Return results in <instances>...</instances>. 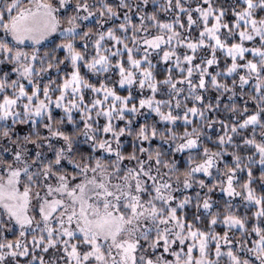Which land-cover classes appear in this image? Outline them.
Returning <instances> with one entry per match:
<instances>
[{
    "label": "snow or ice",
    "instance_id": "snow-or-ice-1",
    "mask_svg": "<svg viewBox=\"0 0 264 264\" xmlns=\"http://www.w3.org/2000/svg\"><path fill=\"white\" fill-rule=\"evenodd\" d=\"M0 264H264V0H0Z\"/></svg>",
    "mask_w": 264,
    "mask_h": 264
}]
</instances>
